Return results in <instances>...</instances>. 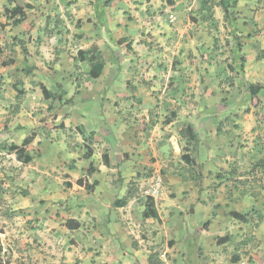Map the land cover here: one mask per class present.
<instances>
[{
  "label": "crops",
  "instance_id": "obj_1",
  "mask_svg": "<svg viewBox=\"0 0 264 264\" xmlns=\"http://www.w3.org/2000/svg\"><path fill=\"white\" fill-rule=\"evenodd\" d=\"M72 1L64 4L72 17L45 19L57 29L27 46L25 66L36 69L24 81L26 112L16 116L24 135L15 144L34 139L25 148L31 161L18 163L8 187L17 197L26 190L19 201L41 221L37 232L46 233L52 256L38 252L19 263L264 264L260 190L229 188L247 172L240 130L253 115L215 78V87H203L205 73L222 66L193 60L204 55L209 24L223 17L214 6V20H202L203 6L219 0ZM256 43L244 34L240 54L253 56ZM90 48L101 54L98 77L93 56L77 59ZM42 87L72 103L46 100ZM159 176L163 187L150 204L143 191ZM81 179L90 191L76 185Z\"/></svg>",
  "mask_w": 264,
  "mask_h": 264
},
{
  "label": "rangeland",
  "instance_id": "obj_2",
  "mask_svg": "<svg viewBox=\"0 0 264 264\" xmlns=\"http://www.w3.org/2000/svg\"><path fill=\"white\" fill-rule=\"evenodd\" d=\"M12 1L0 0V77L4 81V83L1 82L2 87L0 86V264H22L19 263L20 260H32L38 252L52 256V251L43 247L42 244L45 243L46 233L37 232L41 221L28 214L27 210L30 207L27 205L30 204L29 202L19 201L26 194V190L18 188L20 196L17 197L14 196L12 189L8 187V182L12 183L14 175L20 172L18 170L19 161L14 154H10L2 148L8 143H19L24 135V133H18L21 128L18 125L20 117L16 116L17 112L25 111V101L23 98L15 101V93L11 86L22 82L24 88V81L31 82L30 77L26 78L21 73L28 61L27 57L30 55L27 46L30 45L31 48V46L34 47V45L42 42L40 39L36 41L37 34H47V39H50L48 35L55 32L57 29L55 26L58 23L56 22L54 29L51 30L48 29L47 24L45 27V19L50 21L51 18H59L62 14L65 19L72 17L64 8L65 0H35L29 3L31 5L30 9H25L24 18L16 17L9 20L7 11L13 7ZM23 2L27 1L23 0ZM75 2L68 0V4L65 5L66 8ZM250 3L251 0H245V3H242L241 0L236 8L237 12L232 11L233 18H240L241 20L238 23L239 33L238 31L237 33L240 36L249 33L256 40H259V45L257 43L255 45L253 56L246 53L242 55L245 59L243 74L237 72V68L232 61L231 50L234 44L232 30L228 28V25L223 24L224 21L220 19V23L212 25V28L206 30L211 37L209 42L207 43L205 38L202 41L205 42L206 40L203 44V53L209 57V60L207 59L204 63L211 64L213 67L222 66L223 71L221 72L219 68L217 70L213 68L205 73V81H200H202L204 88L205 85L208 87L216 86L212 84L213 78L218 82L220 81L219 86L223 87L221 90H223L224 95L236 97L241 101L244 99L246 103L245 113L253 115L251 118H247L246 127L240 130L242 136V163L245 165L244 169L247 172L241 173L240 177L242 179L236 181V184L232 182L229 188L240 189L244 192L250 189L260 190L258 196L261 198L259 201L264 207V112L262 110L264 108V93L259 96L261 107L254 108L251 106L247 91L249 84H264V59H258L260 51H264V0H259L256 7L252 5L248 7ZM247 12L251 17L242 19V16ZM50 13L52 15H49ZM18 19L19 21L15 22ZM243 21H247L250 26L244 27L241 25ZM14 39L23 43L27 54L22 53ZM214 41H217L216 44ZM258 48L262 49L257 51ZM193 60H197L199 63L203 62L199 53ZM7 61H12V63L9 66L1 65ZM28 91L33 93L31 88ZM29 99L35 103L32 97ZM28 112L29 116L33 114L31 110ZM230 125L232 126L233 122H230ZM32 154L35 156L34 152ZM29 240L34 242L32 244L26 243ZM33 250L34 252H32ZM56 258H59V256H56ZM45 262L46 259L39 264Z\"/></svg>",
  "mask_w": 264,
  "mask_h": 264
},
{
  "label": "trees",
  "instance_id": "obj_3",
  "mask_svg": "<svg viewBox=\"0 0 264 264\" xmlns=\"http://www.w3.org/2000/svg\"><path fill=\"white\" fill-rule=\"evenodd\" d=\"M29 2L35 1V0H27ZM13 7L11 10H8L7 12L9 13V20L14 19L16 17H21L24 18V11L25 9H30L31 5L29 3L24 4L23 0H13ZM214 5V2H211V5L208 4V6H203L205 8L206 13L203 14L202 16V20L206 19L208 17V21H213V12H212V7ZM217 6L220 7V10L223 14V21L228 23V28H230L232 31V33H234L233 35H235L236 33V20L233 18V13L232 10H234V8L237 6V0H219L218 3L216 4ZM201 6H202V1H201ZM201 8V7H200ZM201 11L204 9H200ZM207 20V19H206ZM18 20H15V22H18ZM219 23V21H218ZM213 25L217 24L216 22L212 23ZM210 26V24H209ZM234 40V44H233V48L231 50L232 53V61L234 62L235 67L237 68V72L238 73H242L243 74V69H244V64H245V59L244 57L240 54V48H241V44L239 43V39L238 38H233ZM14 41L17 43V45L20 47V49L22 50L23 54H27V51L25 50V46L23 45V43L20 40H16L14 39ZM217 41H214V43L216 44ZM86 55H91L93 56L90 60L89 58L87 60H89V62L91 61V68L93 69L94 67L97 68V72L93 73V77H98L101 74L102 71V67H103V62L101 60V54L99 52H97L95 50V48H90L87 52H78V57L77 59H81L83 58V60H85L84 58L86 57ZM202 61H207V59L209 60V57L204 54L203 56H201ZM258 59H264V51L261 50L260 51V55L258 56ZM11 62L7 61L5 63H2L1 65L3 66H9ZM211 65V64H210ZM35 68H24L22 70V73L25 77L31 75L32 71ZM1 82L2 79L0 77V86H1ZM13 89L16 92V99H19L21 97H23L25 95V90L22 88L21 86V82L19 84H15L13 85ZM247 91L249 94V99L251 101V106L254 108H258L260 107V100H259V95L260 93H264V84H249L247 86ZM41 92H42V96L43 98H45L46 100H52L55 102H59L60 104L66 105V104H71L72 101L70 99H66L65 94L60 91V93L56 96L53 93L49 92L48 90H46L45 88H41ZM264 112V108L262 109ZM189 128H184V130L180 132V136L182 137V133L184 135V132H188ZM34 137L30 136L27 139L23 140V142L20 144V146L11 143L10 145H4L2 149L8 151L10 154H14L17 158V160L19 162H23V163H28L31 161V157L29 156L28 153H26L25 148L33 141ZM76 185H78L79 187H82L84 189H86L87 191H90L92 186H89L84 180H78L76 182ZM69 186V185H67ZM146 202H149L150 204H153V198L152 197H146ZM149 207V206H148ZM149 216L154 218L155 214L153 209H150L149 212ZM231 216L233 218H235L236 220H238L239 222H243L245 223L247 220L245 219V216H241L237 213H232ZM259 221L264 220V215H259L258 217ZM69 222L66 223V225H68ZM74 226H69L71 230L77 229L78 228V224L73 222ZM207 229V224H205L202 229L198 232L199 234L203 233L205 230ZM227 241V238H221L219 240H216V244L220 245L224 242Z\"/></svg>",
  "mask_w": 264,
  "mask_h": 264
},
{
  "label": "clouds",
  "instance_id": "obj_4",
  "mask_svg": "<svg viewBox=\"0 0 264 264\" xmlns=\"http://www.w3.org/2000/svg\"><path fill=\"white\" fill-rule=\"evenodd\" d=\"M25 1H27V0H25ZM27 3H29V1H27L26 3L24 2V4H27ZM237 3H238V0H237ZM216 4H217V3H214L213 7H214V6H217ZM213 7H212V9H213ZM217 7H219V6H217ZM236 8H237V6H236V7L234 8V10H232V11H233V12H234V11L237 12ZM219 10H220V7H219ZM220 11H221V10H220ZM221 13H222V12H221ZM222 16H223V14H222ZM220 18H221V17H220ZM221 19L223 20V17H222ZM238 19H239V18L235 19L236 22H237ZM169 20H170V21H173V16H169ZM218 21H219V23H220V19H219V20H216V23H218ZM238 23H239V22H238ZM238 23H237V24H238ZM223 24L228 25L227 22H224ZM235 24H236V23H235ZM212 25H213V24H210V26H208V28H210V27L212 28ZM208 28H207V29H208ZM237 31H238V33H239V30H238L237 25H236V33H235V35H233L234 33L231 32L232 36H234V38H238V37H241V38H242V36H240V35L237 33ZM207 32H208V31H207ZM241 38H240V39L238 38L240 44H241ZM241 46H242V45H241ZM26 67H28V66L23 67V69L26 68ZM28 68H34V67H28ZM23 69H22V70H23ZM35 69H36V68H35ZM35 69H34V70H35ZM22 70H21V73H22ZM34 70H33V71H34ZM33 71H32V73H33ZM32 73H31V74H32ZM22 74H23V73H22ZM23 76H24V75H23ZM30 76H31V75H29V76H27V77H30ZM24 77H25V76H24ZM27 77H26V78H27ZM2 83H4V81H2ZM21 86H22V82H21ZM1 87H2V86H1ZM11 88L13 89V86H11ZM22 88H23V87H22ZM23 89H24V88H23ZM2 91H3V90H2ZM13 91H14V93H15V97H16V92H15L14 89H13ZM25 94H26V90H25ZM260 94H261V93H260ZM0 96H1V94H0ZM259 96H260V95H259ZM23 97H25V95H24ZM23 97H21V98H23ZM21 98H19V99H16V98H15V101H19ZM260 107H261V104H260ZM260 107H258V108H260ZM262 109H263V108H262ZM245 112H246V109H245ZM262 117H263V116H262ZM158 178H159V179L161 180V182H162V186H161V188H162V187H163V181H162V179H161L160 176L157 177V179H158ZM161 188H160V190H161ZM160 190H159V193H160ZM145 192H146V191H145ZM145 192L143 191V195H144L145 197H150V196L145 195ZM158 195H159V194H158ZM158 195H157V196H158ZM156 199H157V197H156L155 199H153V203L155 202Z\"/></svg>",
  "mask_w": 264,
  "mask_h": 264
},
{
  "label": "built area",
  "instance_id": "obj_5",
  "mask_svg": "<svg viewBox=\"0 0 264 264\" xmlns=\"http://www.w3.org/2000/svg\"><path fill=\"white\" fill-rule=\"evenodd\" d=\"M162 186L161 180L158 178L156 182L153 184L152 188L145 192V195L152 197L155 199L157 195L159 194V190Z\"/></svg>",
  "mask_w": 264,
  "mask_h": 264
}]
</instances>
